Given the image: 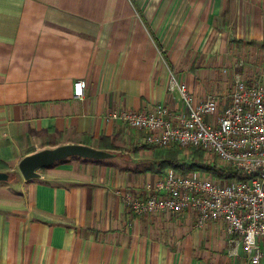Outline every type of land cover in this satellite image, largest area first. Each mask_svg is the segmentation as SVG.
I'll return each instance as SVG.
<instances>
[{"label": "crops", "instance_id": "0c3cea01", "mask_svg": "<svg viewBox=\"0 0 264 264\" xmlns=\"http://www.w3.org/2000/svg\"><path fill=\"white\" fill-rule=\"evenodd\" d=\"M246 2L264 12V0ZM240 3L0 0V172L10 175L0 182V264H251L242 246L231 256L221 222L200 228L191 211L129 210L127 195L143 199L165 179L157 153L166 148L109 119L120 110L156 114L160 105L185 110L169 90L172 76L196 104L216 95L221 111L237 67L218 56L215 70L222 39L212 30ZM77 80L87 82L82 99ZM85 142L121 149V163L69 158L32 180L19 170L31 153Z\"/></svg>", "mask_w": 264, "mask_h": 264}, {"label": "built area", "instance_id": "2783aa9c", "mask_svg": "<svg viewBox=\"0 0 264 264\" xmlns=\"http://www.w3.org/2000/svg\"><path fill=\"white\" fill-rule=\"evenodd\" d=\"M87 82L74 83L82 99ZM169 90L177 91L185 110L160 105L156 114L113 111L109 119L145 131L146 144L155 148H201L238 173L219 181L202 172L186 175L168 170L165 179L147 187V197L127 195L135 215H181L194 212L197 226L224 224L231 256L242 246L251 264L264 261V70L250 83L237 74L227 104L210 95L196 104L185 83L172 76ZM212 120H208L209 117Z\"/></svg>", "mask_w": 264, "mask_h": 264}, {"label": "rangeland", "instance_id": "374dc122", "mask_svg": "<svg viewBox=\"0 0 264 264\" xmlns=\"http://www.w3.org/2000/svg\"><path fill=\"white\" fill-rule=\"evenodd\" d=\"M185 1L188 5H191L194 0ZM239 6L241 8H239L238 11L224 12V14H227L226 20H224V17L216 16L215 27L212 31L216 34L217 39L220 40L221 38L222 40L221 42L217 41L218 51L220 52L218 53L217 51L215 70L219 71L223 63L218 59V56H220V58L227 57V64L229 67L231 68L232 66V68H234L236 66V73L243 75L247 81L253 83L255 77L264 70V12H259L255 4H249L246 0H241L240 4L235 5V7ZM223 43L226 47L224 51L222 50ZM205 46H207V44ZM226 53L227 55H225ZM206 61L208 60L197 59L195 64L203 65ZM192 149L193 148L184 149L183 157L192 154ZM204 153L205 165H216L219 168L225 167L223 162L212 153L208 151ZM70 159L71 163L72 161H79L81 158L76 157ZM115 159L116 163H121V161L118 160V156ZM202 173L208 174L213 178L210 173ZM215 242L222 243L223 241L217 239Z\"/></svg>", "mask_w": 264, "mask_h": 264}, {"label": "water", "instance_id": "95a60500", "mask_svg": "<svg viewBox=\"0 0 264 264\" xmlns=\"http://www.w3.org/2000/svg\"><path fill=\"white\" fill-rule=\"evenodd\" d=\"M117 154L85 144H63L54 148H45L25 156L19 163V170L25 180L41 178V171L63 160L78 157L86 160H108ZM10 175L0 172V182L8 181Z\"/></svg>", "mask_w": 264, "mask_h": 264}, {"label": "trees", "instance_id": "16d2710c", "mask_svg": "<svg viewBox=\"0 0 264 264\" xmlns=\"http://www.w3.org/2000/svg\"><path fill=\"white\" fill-rule=\"evenodd\" d=\"M89 145L88 142L84 143ZM101 149L121 154V149L104 144ZM192 154L183 157L184 150L176 147L166 148L157 153V159L160 160L157 167L159 171L171 169L182 175L190 172H207L212 175L215 180L231 181L234 177H239L231 167L225 166L222 168L216 165H205L204 152L201 148H193Z\"/></svg>", "mask_w": 264, "mask_h": 264}]
</instances>
